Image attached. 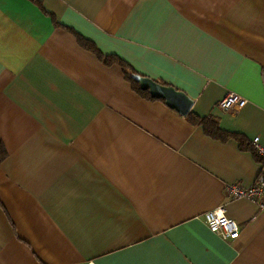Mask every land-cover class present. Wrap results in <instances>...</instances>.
Wrapping results in <instances>:
<instances>
[{"label":"crops","instance_id":"crops-1","mask_svg":"<svg viewBox=\"0 0 264 264\" xmlns=\"http://www.w3.org/2000/svg\"><path fill=\"white\" fill-rule=\"evenodd\" d=\"M75 34L185 92L226 137ZM229 92L240 111L218 106ZM256 137L264 0H0V264H264V212L225 194L254 183ZM218 205L237 239L208 228Z\"/></svg>","mask_w":264,"mask_h":264},{"label":"built area","instance_id":"built-area-1","mask_svg":"<svg viewBox=\"0 0 264 264\" xmlns=\"http://www.w3.org/2000/svg\"><path fill=\"white\" fill-rule=\"evenodd\" d=\"M247 103V99L229 92L218 102L222 110L233 112L240 111ZM252 146L256 153L262 158L263 165L256 175L254 183L249 187L239 184H230L226 187V198H247L251 200L260 212H264V147L258 142V137L252 140ZM208 228L217 233L223 239H237L240 234L238 223L225 214V206L218 205L204 214Z\"/></svg>","mask_w":264,"mask_h":264},{"label":"trees","instance_id":"trees-1","mask_svg":"<svg viewBox=\"0 0 264 264\" xmlns=\"http://www.w3.org/2000/svg\"><path fill=\"white\" fill-rule=\"evenodd\" d=\"M77 35V34H75ZM77 41L80 43V45L82 47H84L85 49H88L92 52H94L99 59H101L105 64H111L113 62H116L121 66L125 79L131 84L132 88L138 92L140 95H142L143 97H147L150 99H154L153 97H151L148 93V91L146 90H142L139 87V84L133 79L132 75L133 74H137L135 73L129 66H127V64H125V62H123L121 59H119L118 57L115 56H105L103 54H101V52H99L97 50V48H95V46L93 45V43L91 41L86 40L85 38L77 35L76 36ZM165 84V83H164ZM162 100V99H161ZM186 117L188 118V120L193 123V124H200L203 129L205 130V132L207 134H209L212 137H219V138H224L226 137L223 132L215 125L212 123L211 119L208 118H200L199 116H197L196 114H194L193 112H189L186 114ZM211 120V121H210ZM239 145L242 147V142L240 141ZM5 155V152H3V156Z\"/></svg>","mask_w":264,"mask_h":264},{"label":"water","instance_id":"water-1","mask_svg":"<svg viewBox=\"0 0 264 264\" xmlns=\"http://www.w3.org/2000/svg\"><path fill=\"white\" fill-rule=\"evenodd\" d=\"M133 79L142 90L148 91L153 98L164 100L165 104L175 109L180 114H187L193 101L182 90L172 85L164 84L140 74H133Z\"/></svg>","mask_w":264,"mask_h":264}]
</instances>
